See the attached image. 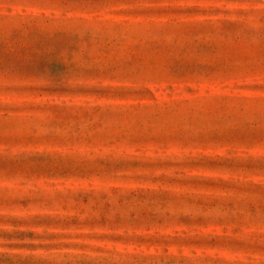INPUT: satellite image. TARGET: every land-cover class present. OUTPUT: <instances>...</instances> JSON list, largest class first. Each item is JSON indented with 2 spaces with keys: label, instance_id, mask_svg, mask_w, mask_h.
Here are the masks:
<instances>
[{
  "label": "rangeland",
  "instance_id": "1",
  "mask_svg": "<svg viewBox=\"0 0 264 264\" xmlns=\"http://www.w3.org/2000/svg\"><path fill=\"white\" fill-rule=\"evenodd\" d=\"M0 264H264V0H0Z\"/></svg>",
  "mask_w": 264,
  "mask_h": 264
}]
</instances>
